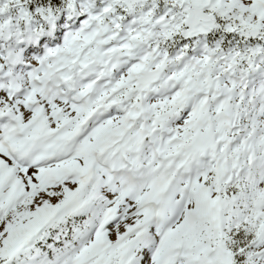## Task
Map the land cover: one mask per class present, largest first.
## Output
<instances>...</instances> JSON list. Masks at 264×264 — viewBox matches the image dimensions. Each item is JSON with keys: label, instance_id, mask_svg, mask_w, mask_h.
Listing matches in <instances>:
<instances>
[{"label": "snow or ice", "instance_id": "snow-or-ice-1", "mask_svg": "<svg viewBox=\"0 0 264 264\" xmlns=\"http://www.w3.org/2000/svg\"><path fill=\"white\" fill-rule=\"evenodd\" d=\"M0 264H264V0H0Z\"/></svg>", "mask_w": 264, "mask_h": 264}]
</instances>
